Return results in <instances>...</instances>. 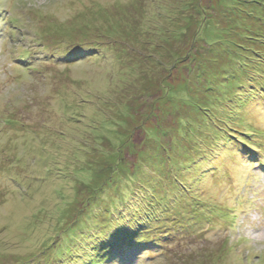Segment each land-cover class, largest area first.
<instances>
[{
  "label": "rangeland",
  "instance_id": "1",
  "mask_svg": "<svg viewBox=\"0 0 264 264\" xmlns=\"http://www.w3.org/2000/svg\"><path fill=\"white\" fill-rule=\"evenodd\" d=\"M260 163L264 0H0V264H264Z\"/></svg>",
  "mask_w": 264,
  "mask_h": 264
},
{
  "label": "trees",
  "instance_id": "2",
  "mask_svg": "<svg viewBox=\"0 0 264 264\" xmlns=\"http://www.w3.org/2000/svg\"><path fill=\"white\" fill-rule=\"evenodd\" d=\"M141 20H144V19H142L141 18ZM145 22H146V20H144ZM240 67V66H239ZM257 81V79H253V81L252 82H256ZM166 90V95L165 96H167V98H169V99H171V96H170V94L171 95H173V93L171 92L172 90H173V88L172 89H165ZM189 89H187V91H188ZM191 91H189V93H190ZM192 93V92H191ZM174 99H176L175 97H174ZM215 100H218L216 97H215ZM219 101V100H218ZM189 103H188V106L189 107H191L192 109H200L201 111H203L204 112V117H207L210 121H214V118L212 117V115L211 114H214V113H210V110H209V108H204V109H202L201 107V104L199 103V101L197 102V103H195L194 102V100H193V97L191 96V99L188 101ZM212 109L214 110V112L217 110V108H216V106H213V104H212ZM156 110H158V109H156ZM159 114H157L156 113V115L154 114H152L151 116H149V118H148V120L150 119V120H154V119H157V120H159L160 119V117L158 116ZM215 116V115H214ZM148 120H146V123L148 122ZM149 120V121H150ZM158 122V124H160L162 127H163V124H162V122L161 121H157ZM191 125H193L194 126V124H191ZM158 127L157 126H154V128L152 129L151 128V130L149 131V132H151L152 133V137H154V135L156 134V133H159L160 132V129L158 130L157 129ZM237 131V130H236ZM237 134L239 135V134H241L242 135V137H243V139H245V140H247L248 142H250V144L251 143H253V137L252 136H250V135H248V134H244V133H240V132H237ZM189 135H191V136H193V135H195L194 134V131H189ZM157 136H159V135H157ZM248 139H251V140H248ZM150 139H148V141H149ZM162 142H164V141H162ZM123 143V142H122ZM126 144H127V146H125V147H122L123 146V144L121 145L120 144V147H119V150L121 151V152H123L125 149H128L129 150V152L131 153V152H134V147H135V144H133L132 143V137H130V139H126ZM125 145V144H124ZM250 147H252L251 145H249ZM124 149V150H123ZM127 150V151H128ZM251 154H253V152H252V150L251 149H249L248 150ZM115 154H112L111 155V157H113V158H115V160L112 162V167H114V168H116V167H118L119 166V164H120V162L121 161H119V160H116L117 159V156H118V154H117V152H114ZM120 153V152H119ZM129 153V154H130ZM132 154V153H131ZM119 159H124L123 158V155H121L120 156V158ZM252 159H255V157L254 156H252ZM114 165V166H113ZM262 165L264 166V164L262 163ZM121 170H122V177H123V179H127L128 177H129V175H130V169L127 171V167H121ZM133 181H136V176H133V174L131 175V182H133ZM138 185L143 189V191H145L146 192V194L147 195H150V193H151V191L150 190H147V187H145V186H143V185H141V184H139L138 183ZM138 186L137 185H134V188H137ZM159 191V193H161L162 191H165V188L164 189H159V190H157V192ZM165 192H167V193H169L170 194V188H167L166 189V191ZM158 194V193H157ZM168 194V195H169ZM89 202L90 201H82V202H80L79 203V201L78 202H76V206H79V207H81V208H85L86 209V207H87V205H88V207H89ZM83 203V204H82ZM132 203H131V201H129V203H128V206L127 205H124V208H126V207H130L129 205H131ZM82 205V206H81ZM147 205V204H146ZM170 206V205H169ZM79 207H77V208H79ZM132 208V207H131ZM172 207H170V209H171ZM75 209V208H74ZM80 209V208H79ZM79 209H76V213H74V215H76L77 216V218L79 219L78 221H74V222H72L71 224L73 225V227L70 229V234H75V233H79V229H80V227H77V226H75V224L76 223H78V224H80L81 222L83 223V221L84 220H87V219H82V214H81V212H80V210ZM84 210V209H83ZM141 210L143 211V209L141 208ZM72 212V211H71ZM108 212L109 213H114L115 212V210H111V209H109L108 210ZM73 213V212H72ZM115 214V213H114ZM124 214V213H123ZM85 215H87V213L85 214ZM132 215V214H131ZM108 216L110 217V218H117L116 217V214L115 215H113V214H108ZM92 218H97V216L94 214V213H92L90 216H89V220H91ZM138 218V220H135V217L133 216V219H134V221H135V223H137L138 224V226H139V229H133V233H135L137 230L138 231H143L141 228L142 227H147V228H150V221L148 220V219H146V215L144 216V217H137ZM143 218H145V219H143ZM112 219H105L106 220V223H103V224H100V225H96V228H95V231H94V233H90V234H88V236H82V239L83 240H88V239H91L92 238V236L94 235V236H97L99 233H100V231H101V229H102V227H104V229L106 228L108 231H111V233L110 234H108L107 233V235H106V237H108L109 238V242L112 244V246L114 247V249H117V251H120V250H122L123 251V249H125V248H128V249H131V248H134L135 247V241L134 240H137V241H140L141 242V239L140 238H137L136 236H135V234H133L132 236H130V237H128V238H125V234H124V230H122V229H119V227L117 226V225H115V226H117V227H115L114 226V224H116V222L115 221H113ZM150 220H151V218H149ZM123 219L121 218V221H122ZM148 220V221H147ZM120 221V222H121ZM68 224V223H67ZM69 225V224H68ZM113 227H115V228H113ZM111 228H113V229H111ZM103 232V231H102ZM144 234H146L145 232H142L140 235H144ZM110 235V236H109ZM147 235V234H146ZM103 236H105V233L103 232ZM72 236L71 235H68V236H65V237H62V245L61 246H63L66 242H68V240L71 238ZM73 237H75V238H77L78 239V235H73ZM81 238V237H80ZM79 238V241L81 240ZM154 238V237H153ZM163 238V237H162ZM79 241H75V246H74V248H73V250L72 251H68V252H72V254L75 252V251H77V254H74V255H72V257H75V258H77V259H81L82 258V256H81V254H79V252H80V243H79ZM154 242H155V245H157V243H156V240L154 239ZM83 243H85V242H83ZM152 244V241H151V239L150 238H148V240H146V241H144L143 242V246L144 247H146L147 249L146 250H149V246ZM126 245V246H125ZM125 246V247H124ZM141 246H142V244H141ZM105 250H106V252H105V255L106 256H109L108 254H110L111 252H112V248H111V246L109 245V246H107L106 248H104ZM146 250H144L143 252H145ZM111 251V252H110ZM114 251V250H113ZM124 252V251H123ZM125 253V252H124ZM122 256H123V254H122ZM102 262V261H101ZM100 263V260H95L94 261V263H93V261L92 262H90L89 260H86V261H84L83 262V264H99Z\"/></svg>",
  "mask_w": 264,
  "mask_h": 264
},
{
  "label": "bare ground",
  "instance_id": "3",
  "mask_svg": "<svg viewBox=\"0 0 264 264\" xmlns=\"http://www.w3.org/2000/svg\"><path fill=\"white\" fill-rule=\"evenodd\" d=\"M229 8H230V7H229ZM229 8H228V9H229ZM208 33H210V32H208ZM224 35H225V34H224ZM227 35H228V34H227ZM232 50H233V48H232ZM224 52H225V51H224ZM231 52H232V51H231ZM206 90H207V89H206ZM240 145H241V144H240Z\"/></svg>",
  "mask_w": 264,
  "mask_h": 264
}]
</instances>
